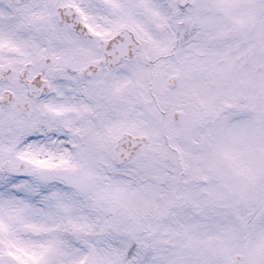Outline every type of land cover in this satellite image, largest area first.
I'll list each match as a JSON object with an SVG mask.
<instances>
[{"label":"snow or ice","instance_id":"obj_1","mask_svg":"<svg viewBox=\"0 0 264 264\" xmlns=\"http://www.w3.org/2000/svg\"><path fill=\"white\" fill-rule=\"evenodd\" d=\"M0 264H264V0H0Z\"/></svg>","mask_w":264,"mask_h":264}]
</instances>
